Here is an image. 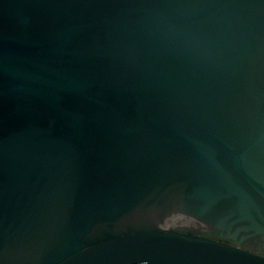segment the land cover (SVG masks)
<instances>
[{
  "label": "water",
  "instance_id": "1",
  "mask_svg": "<svg viewBox=\"0 0 264 264\" xmlns=\"http://www.w3.org/2000/svg\"><path fill=\"white\" fill-rule=\"evenodd\" d=\"M264 0H0V264H264Z\"/></svg>",
  "mask_w": 264,
  "mask_h": 264
},
{
  "label": "flooded vegetation",
  "instance_id": "2",
  "mask_svg": "<svg viewBox=\"0 0 264 264\" xmlns=\"http://www.w3.org/2000/svg\"><path fill=\"white\" fill-rule=\"evenodd\" d=\"M244 249H248L252 252L264 255V247L260 244H246L241 245Z\"/></svg>",
  "mask_w": 264,
  "mask_h": 264
}]
</instances>
